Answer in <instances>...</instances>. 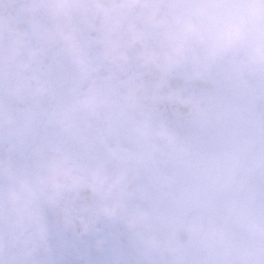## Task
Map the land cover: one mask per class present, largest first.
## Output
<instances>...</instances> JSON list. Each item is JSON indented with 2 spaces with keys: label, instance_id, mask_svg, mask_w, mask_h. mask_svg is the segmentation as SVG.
I'll return each instance as SVG.
<instances>
[{
  "label": "clouds",
  "instance_id": "clouds-1",
  "mask_svg": "<svg viewBox=\"0 0 264 264\" xmlns=\"http://www.w3.org/2000/svg\"><path fill=\"white\" fill-rule=\"evenodd\" d=\"M0 264H264V0H0Z\"/></svg>",
  "mask_w": 264,
  "mask_h": 264
}]
</instances>
